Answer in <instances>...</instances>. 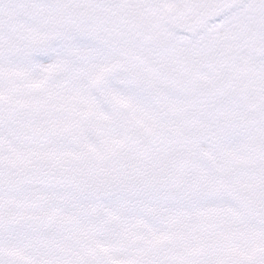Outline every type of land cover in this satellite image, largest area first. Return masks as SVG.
Returning <instances> with one entry per match:
<instances>
[{"label":"snow or ice","instance_id":"obj_1","mask_svg":"<svg viewBox=\"0 0 264 264\" xmlns=\"http://www.w3.org/2000/svg\"><path fill=\"white\" fill-rule=\"evenodd\" d=\"M0 264H264V0H0Z\"/></svg>","mask_w":264,"mask_h":264}]
</instances>
